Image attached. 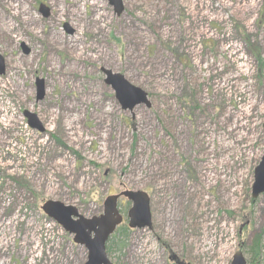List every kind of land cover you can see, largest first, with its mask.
<instances>
[{
    "label": "rangeland",
    "instance_id": "1",
    "mask_svg": "<svg viewBox=\"0 0 264 264\" xmlns=\"http://www.w3.org/2000/svg\"><path fill=\"white\" fill-rule=\"evenodd\" d=\"M121 2L119 16L106 0L71 3L76 30L68 0H0V264H84V247L41 206L89 219L124 191L149 196L152 229L108 243L111 263L229 264L240 250L264 264V195L251 198L264 149V0ZM74 33L87 60L68 51ZM102 69L151 107L121 111ZM129 208L120 198L124 218Z\"/></svg>",
    "mask_w": 264,
    "mask_h": 264
},
{
    "label": "water",
    "instance_id": "2",
    "mask_svg": "<svg viewBox=\"0 0 264 264\" xmlns=\"http://www.w3.org/2000/svg\"><path fill=\"white\" fill-rule=\"evenodd\" d=\"M113 7L114 14L119 16L122 11L121 0H107ZM39 13L42 17H47L49 12L44 6H39ZM24 53L28 50L23 47ZM4 71L3 60L0 57V74ZM105 76L104 84L114 92L121 111L132 112L136 106L151 107L147 94L141 89L129 84L123 76L113 74L111 71L101 70ZM36 99L41 100L44 96L43 82L37 80L35 83ZM27 125L32 130L39 133L44 132L42 124L37 117L31 113L24 112ZM264 128V123H263ZM264 194V149L259 164L254 169L253 184L251 186V198L257 199ZM119 198H125L131 204L126 212L127 227L131 230L148 229L151 231V214L149 197L141 191H124L118 195L108 196L102 205V213L89 219H85L78 214L76 208L64 206L59 202L47 201L41 211L56 222L67 234L73 237L76 245L84 247L87 251V259L84 264H112L105 252V246L115 229L122 223L123 218L117 209ZM240 232V231H239ZM174 258H171V260ZM184 264V262H177ZM230 264H246L241 252L233 254Z\"/></svg>",
    "mask_w": 264,
    "mask_h": 264
},
{
    "label": "bare ground",
    "instance_id": "3",
    "mask_svg": "<svg viewBox=\"0 0 264 264\" xmlns=\"http://www.w3.org/2000/svg\"><path fill=\"white\" fill-rule=\"evenodd\" d=\"M68 1H69V3L63 8V9H65L64 10V16L67 17L69 15L72 18V21H70V24L73 27H75L77 25V23H75V22L77 21V19L79 21V19H80L79 15L80 14H79V12H77L76 10L73 9L74 6H72L71 3L74 5V4L78 3L79 0H68ZM94 12H95L94 15H96V13L98 11H94ZM90 21H92L91 22V26H90ZM95 24H96V20H94V21L90 20V19H88V21L86 20L85 32H86L87 29H91V28L95 27ZM76 30H78V29L76 28ZM77 36L78 35L74 33L73 41L68 44V51L70 53H72V58L75 60L74 62H78L80 60H87V56L85 55V52H83L82 48H79L80 41L78 40ZM92 49L93 48H91V51H92ZM91 53L93 54V52H91ZM94 54L96 56V53H94ZM97 54H101L102 55L101 52H98ZM62 73H65V71H62ZM7 232H8L7 231V227H6L5 231H4V225L0 224V235H2V237H5ZM1 242H2V240H0V243Z\"/></svg>",
    "mask_w": 264,
    "mask_h": 264
},
{
    "label": "trees",
    "instance_id": "4",
    "mask_svg": "<svg viewBox=\"0 0 264 264\" xmlns=\"http://www.w3.org/2000/svg\"><path fill=\"white\" fill-rule=\"evenodd\" d=\"M129 232L130 231L127 229L126 225H121L120 227L117 228L115 233L111 236L108 243H110V244L115 243V245L117 244L116 246H118V243H116V241L119 240L120 238H123V237L126 238ZM108 251H110V248H109V246H106V252H108Z\"/></svg>",
    "mask_w": 264,
    "mask_h": 264
}]
</instances>
